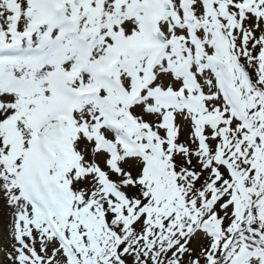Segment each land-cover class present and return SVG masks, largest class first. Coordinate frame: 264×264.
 Masks as SVG:
<instances>
[{
  "label": "snow or ice",
  "instance_id": "1",
  "mask_svg": "<svg viewBox=\"0 0 264 264\" xmlns=\"http://www.w3.org/2000/svg\"><path fill=\"white\" fill-rule=\"evenodd\" d=\"M0 264H264V0H0Z\"/></svg>",
  "mask_w": 264,
  "mask_h": 264
},
{
  "label": "rangeland",
  "instance_id": "2",
  "mask_svg": "<svg viewBox=\"0 0 264 264\" xmlns=\"http://www.w3.org/2000/svg\"><path fill=\"white\" fill-rule=\"evenodd\" d=\"M6 210L0 207V234L3 233L4 225L6 223Z\"/></svg>",
  "mask_w": 264,
  "mask_h": 264
}]
</instances>
